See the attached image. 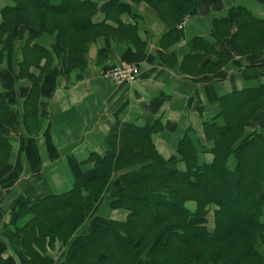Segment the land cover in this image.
I'll return each instance as SVG.
<instances>
[{
	"label": "trees",
	"instance_id": "trees-1",
	"mask_svg": "<svg viewBox=\"0 0 264 264\" xmlns=\"http://www.w3.org/2000/svg\"><path fill=\"white\" fill-rule=\"evenodd\" d=\"M8 1L11 5L0 10V66L11 68V43L24 37L18 77L30 82L29 96L45 71L39 62L46 51L35 43L40 36H53L57 49L67 53L69 72L83 68L89 46L99 37L126 31L129 38L135 32L118 22L121 10L114 3L101 5L104 21L92 24L97 0ZM129 1L151 7L171 31L193 12L196 0ZM109 20L117 23L115 31L105 25ZM213 23L212 35L224 51L215 54L218 61L206 72L215 74L228 63L240 67L237 57L250 58L247 68L254 73L264 71L263 19L238 7ZM31 68L40 71L38 78L28 74ZM215 104V116L203 127L208 150L186 132L175 156L164 160L152 141L154 125H127L118 157L91 155V171L78 172L69 192L16 203L12 246L19 264H52L45 251L55 241L66 246L58 264H264V84ZM202 151L212 156L210 163L200 162ZM8 155L0 133V170ZM105 195L111 210L128 212L126 221L95 218L86 228ZM3 252L0 245V264H14L2 258Z\"/></svg>",
	"mask_w": 264,
	"mask_h": 264
},
{
	"label": "crops",
	"instance_id": "crops-1",
	"mask_svg": "<svg viewBox=\"0 0 264 264\" xmlns=\"http://www.w3.org/2000/svg\"><path fill=\"white\" fill-rule=\"evenodd\" d=\"M112 3L121 10L118 22L135 32L129 38L126 31L99 37L89 46L83 68L69 72L67 53L57 49L53 36H40L35 43L47 56L39 62L40 68L45 67L43 74L33 68L28 71L36 78L40 74L34 96H29L30 82L24 75L18 77L25 38L12 41L19 37L14 35L8 41L13 47L11 68L7 69L6 63L0 66L4 116L0 133L9 145L6 165L0 170V245L4 247L2 258L14 264L20 263V254L12 246L16 203L34 204L69 192L78 172L91 171V155L118 157L127 125H154L152 141L164 160L175 156L186 132L208 150L211 145L204 140L203 127L215 116L217 100L264 84L263 70L254 73L247 68L250 58H235L240 67L228 63L218 73L206 72L210 63H217L215 54L224 51L212 35L213 22L227 19L238 7L264 20V0H196L193 12L172 25L171 31L151 7L129 0H97L92 24L104 21L100 6ZM105 25L114 31L118 27L113 20ZM121 64L137 68L134 82L117 88L101 78L103 72ZM199 159L208 164L213 158L202 151ZM101 203L104 207H99ZM127 217L126 210H111L107 200H101L85 227L95 218L124 223ZM65 249L64 243L55 241L46 248L45 257L58 264Z\"/></svg>",
	"mask_w": 264,
	"mask_h": 264
},
{
	"label": "built area",
	"instance_id": "built-area-1",
	"mask_svg": "<svg viewBox=\"0 0 264 264\" xmlns=\"http://www.w3.org/2000/svg\"><path fill=\"white\" fill-rule=\"evenodd\" d=\"M186 19H184L179 25V29L185 26ZM138 70L133 65L121 64L111 68L110 70L103 72L101 78L107 82H110L114 87H123L134 82L137 76Z\"/></svg>",
	"mask_w": 264,
	"mask_h": 264
},
{
	"label": "rangeland",
	"instance_id": "rangeland-1",
	"mask_svg": "<svg viewBox=\"0 0 264 264\" xmlns=\"http://www.w3.org/2000/svg\"><path fill=\"white\" fill-rule=\"evenodd\" d=\"M8 3H9L8 0H0V9H1V7H4L2 5H7ZM21 43H23V40L21 41ZM107 198H108L107 195H105V196H103V198L101 200H103V202H106ZM99 207H104V204L101 203ZM209 228H212V223L210 221H209Z\"/></svg>",
	"mask_w": 264,
	"mask_h": 264
}]
</instances>
